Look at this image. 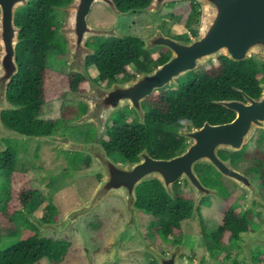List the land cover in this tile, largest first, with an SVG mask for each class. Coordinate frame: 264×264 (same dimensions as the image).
Wrapping results in <instances>:
<instances>
[{"label":"water","instance_id":"1","mask_svg":"<svg viewBox=\"0 0 264 264\" xmlns=\"http://www.w3.org/2000/svg\"><path fill=\"white\" fill-rule=\"evenodd\" d=\"M175 0H151L141 9L154 14L160 11L164 3ZM201 7L202 25L198 32L189 40H178L156 32L147 40H142L143 49L152 47L167 48L171 56L161 65L150 72H141L121 82H113L107 88L100 87L92 80L86 71L85 58L95 53V48L87 46L90 38L101 37L123 38L114 33L113 28L104 29L90 26L88 16L95 3H102L115 15L121 12L113 0H71L63 6L54 8L69 10L67 35L64 36L68 44L69 64L66 74L80 73L91 84L88 92L69 91L66 98L84 100L87 109L85 113L73 124L94 123L98 133V140L105 131L108 118L125 107L134 109L139 114V121L144 122L145 110L143 101L153 92L164 88L168 84H177L178 78L195 70L206 62L213 61L220 56H226L233 61L259 57L264 62V0H193ZM29 0H0V153L4 151L2 138L28 139L30 136L20 133L9 127L3 121L2 112L18 110L20 105L12 103L7 97V90L12 78L18 72L16 49L20 42L19 34L22 30L15 23L16 12L29 4ZM259 59V60H260ZM237 92L245 96V101L235 99L214 100L213 102L236 113L234 120L227 124L210 125L205 122L202 127L185 131L178 130V135L191 139L190 145L183 151L169 158H153L147 148L139 154V161L131 163L126 161L118 165L106 154L101 144H82L62 137L58 142L63 147L90 153L92 164L77 174H90L92 172L104 175L99 187L87 205L67 214L62 220L69 223L74 216H81L93 210L94 206L109 195H117L124 199L129 213V222L135 220L134 203L136 201V188L149 179H157L166 192L173 196L172 185L179 178H186L192 186L195 195L193 215L197 214L200 198L209 193L195 174L193 165L209 159L226 177L240 184L243 174L234 172L216 155L217 148H231L239 150L253 134L257 126L264 127V84L258 97H249L240 89ZM42 140H54V134L40 135ZM97 162V164H96ZM74 172V171H72ZM73 216V217H72ZM36 219V217H35ZM36 221H38L36 219ZM40 222V221H39ZM42 223V222H40ZM56 230L60 223L50 224ZM1 239V232H0ZM159 264H175L165 262L159 255ZM187 264H196L193 261ZM246 264H252L249 257Z\"/></svg>","mask_w":264,"mask_h":264},{"label":"trees","instance_id":"2","mask_svg":"<svg viewBox=\"0 0 264 264\" xmlns=\"http://www.w3.org/2000/svg\"><path fill=\"white\" fill-rule=\"evenodd\" d=\"M70 1L31 0L15 15V23L22 29L16 49L18 72L9 83L7 97L21 107L18 110L3 111L2 118L6 125L30 138L34 135H51L58 128L59 124L55 120L41 118L44 106L49 100L60 98L65 90L83 88L82 76H58L47 66L49 53L56 51L58 46L61 47V54L66 53L65 42L61 39L60 45L57 38L53 13L55 6H63ZM113 1L120 12H131L141 11L151 0ZM170 11L179 16L185 28L191 29L193 35L196 34V29L191 26L199 23L200 6L197 2L186 0L172 3ZM95 39L91 40L95 53L88 60L97 67L101 79L107 83L118 79L127 80L141 72H150L153 66L163 64L171 56L167 48L154 56L150 55L143 49V41L135 36L100 38L96 40L98 43L94 42ZM263 84L264 62L255 58L233 61L226 56H220L215 61L183 75L177 87L165 86L153 92L143 101L148 109L145 124L139 126L135 120L129 122L138 129H134L132 125L130 129L120 125L122 111L114 113L115 125L107 129L104 145L108 151H120L130 160L146 147L158 158H169L182 148L184 138L178 135V130L186 127L187 123L201 126L204 121H221L220 114L228 109L214 103V100L237 96L235 88L256 98L261 93ZM75 112L74 110L71 113ZM12 141L15 139H5L6 148L0 153V172L10 174L9 191L13 192L14 208L13 205L9 208H12L13 215L28 203L35 189L26 185L24 180H17V177L22 178L24 174L15 170L16 152ZM155 188L161 192L160 195L168 198L161 184L155 180L139 185L136 191L151 194L156 191ZM18 200L22 203L18 204ZM4 213L0 211L1 234L14 230L10 222L13 216L10 211L8 214ZM164 224L166 225L160 226L159 230L166 233L169 222L165 221ZM69 247L70 244L65 241L32 235L8 248L0 249V264H37L44 257L59 264L67 257Z\"/></svg>","mask_w":264,"mask_h":264},{"label":"flooded vegetation","instance_id":"3","mask_svg":"<svg viewBox=\"0 0 264 264\" xmlns=\"http://www.w3.org/2000/svg\"><path fill=\"white\" fill-rule=\"evenodd\" d=\"M105 9L109 11L107 8ZM109 13L112 14L110 11ZM136 13H142V11L134 10L131 12H126L125 10H122L120 15L123 14L121 17H125ZM107 15L108 14H106V17H104L103 19H106ZM90 17L91 16L89 14V23ZM108 17L110 18L109 15ZM114 17L118 19L120 16L114 15ZM90 24L94 26L97 25L94 23ZM168 34L169 33H167V35ZM176 36L178 38H181V36ZM95 38L100 39L101 37L90 38L87 41L86 45L93 47V45L91 44V40ZM140 39L142 40V38ZM56 52H58V56H64V54H61V47L59 48L58 46L56 48ZM89 56L90 55L86 56L85 58V67L88 74L98 83H101L104 86H110L112 82L107 83L102 80L97 67L93 63H89ZM66 64L67 61L65 62V67L63 69L66 68ZM75 74L80 75L84 78V82L81 83L82 86H84V84L87 83V78L80 73H73L70 75ZM124 80L126 79H121L120 81ZM87 89L88 87L74 91L82 92ZM237 93L238 95L235 97H231V99L245 101V96L240 92ZM64 101L68 102L65 103V105L68 104L69 106H72L73 104L71 103H74V110L76 112L71 113V117H77L81 114H84L87 109V106L84 102L66 99ZM143 104L144 102L142 103V105ZM65 105L62 106L65 107ZM77 105L78 107H75ZM143 108L145 110L143 123L139 121V114L134 109L125 108L121 110L123 119L121 120L120 125L126 126L127 129H130L132 125L134 129H138L133 124H129V122L133 120H135L136 124L139 126L144 125L148 109L144 105ZM220 115L221 121H204V123L208 122L210 125L227 124L232 122L236 117V113L231 110H228L227 112ZM42 119L46 120L50 118ZM111 120L112 124L106 127V134L107 129L115 125L113 115L111 116ZM202 125L193 126L187 123L186 127H184L183 130L189 131L191 129L200 128L202 127ZM93 129V126H91L89 131H92ZM56 131L57 128H55L51 134H55ZM183 138L184 140L182 148L172 156L180 153L190 145L191 139L188 137ZM5 139L6 138L3 139L4 150L6 148ZM27 140L39 141L41 139L39 135H34L33 138H28ZM103 140L104 138L99 142V144H101L102 147L106 150V154L109 157L113 158V154H115L118 158L115 161L122 164L127 160H130L120 151H108L104 145ZM141 151L136 154L134 159L130 160L131 163H136L140 160L138 154ZM147 151L151 157L158 158L153 155L150 150H148V148ZM216 155L222 162L226 163L228 167L232 169V171L243 174L241 176L242 178H240L241 182L239 184L232 181L229 177H226L216 166H214L213 163L210 162L209 159L195 163L193 165L195 174L198 176L202 187L209 190L208 194H205L200 198L197 206V214L195 215H193L195 195L192 190L191 184L184 177L179 178L173 183V196L169 195L166 192L165 188L159 180L151 179L145 181L149 182L155 180L159 182L168 198L160 195L161 192L158 191V188H155L156 191L151 192V194H142V192H137V188L139 185L137 186L136 201L134 203V207L136 209V214L138 215L139 222L136 226L127 225V213L124 199L118 197L114 198L121 202L122 209L124 211V214L126 215V218L123 217V222L125 223L121 224L124 227L125 232L131 231L133 233L134 231L136 234L135 238L139 243V246H136L137 251L141 252L142 256L144 257V262H142L141 264H159V255H161L162 259H165V262L169 263V261H172L175 264H184L187 261L198 262L199 264H245L248 260V257L252 264H264V127L257 126L254 129L251 137L247 140L246 143L242 145L239 150H233L230 147L217 148ZM90 164L91 157H85L83 159L82 166L88 167ZM96 178L97 183H99L101 176L97 175ZM225 193L229 195L228 202L224 201L223 199V195ZM109 197L111 196L106 197L102 202L108 200ZM32 198L33 196L23 208L18 209V211H15L12 215L14 201L12 200V198L9 199L5 194L4 197L1 196L0 211L5 212L4 214H8L10 211L11 215L13 216L12 220H10L13 225V229L18 228V221L24 225L29 223V219L26 216V211L28 210V204L32 200ZM17 203L21 204L22 202L18 200ZM1 204L4 205L3 208H1ZM232 204H234L233 207H236V204H238V207L232 209L230 208ZM12 205L13 207L9 208V206ZM48 208L52 211V213L46 215L42 210H36L35 214L39 213L40 216H37L44 221H56V209H54L53 206L49 205ZM147 215L151 217L150 219H152V221L149 224H143V222H141V218ZM144 219L147 222L150 220L147 218ZM165 221H167V223L169 222V229L167 228V232L163 233L160 232L159 228L160 226L166 225L164 224ZM73 227H75L76 231L79 230L76 225H73L72 228ZM145 228L149 233L144 232L143 229ZM101 229L102 226L97 225L94 231H98ZM68 231L63 234H66ZM106 232L107 231H102V234H98L99 239H101L103 242L105 240L103 234H105ZM49 233L52 234L49 235V237H47L46 235L43 236L40 233L39 234L43 238L61 240L70 244V240H62L61 238L54 237L58 234H54L52 232ZM33 235H38V233L36 232ZM122 237L124 238L123 235H121V238ZM108 241L110 242L111 247L112 242L111 240ZM128 242L129 240L123 239V242L116 246L113 256L107 257L109 251H106L104 248L99 249L98 253H106V257L96 255L97 253H95V259L90 256L91 262H87L86 260L87 264H139L137 263V260L127 258L129 256V253L134 252L133 250H128L130 247L120 249V246L122 244H126ZM118 246L122 252H127V255L125 257L122 258L121 256H118ZM87 251L88 250H86V253H88ZM154 251H158L160 252V254H157ZM44 258H46L50 264H56L53 263L50 258ZM72 259L76 258L74 256H69V258H66L61 263H70Z\"/></svg>","mask_w":264,"mask_h":264},{"label":"rangeland","instance_id":"4","mask_svg":"<svg viewBox=\"0 0 264 264\" xmlns=\"http://www.w3.org/2000/svg\"><path fill=\"white\" fill-rule=\"evenodd\" d=\"M181 1H186V0H175L172 2L164 3L162 9L154 14H150L149 12L144 11L142 13H136L125 17H121L123 15L122 14V15H117L120 16L118 19L114 17L115 14L104 4L95 3L92 6L90 12V16H91L90 23H94L99 26L97 25L94 26L91 25L89 22L88 23L90 26H94V27H100L104 29L113 28L112 32L114 33H118L119 35L122 36H135L142 38V40L144 39L147 40L151 38L152 36L155 35L156 32L158 33L159 30H160L159 33H161L162 35L170 36L172 38L182 41L189 40L192 39V37H194L192 30L185 28L184 25L180 22L179 16H175L170 11L172 3H177ZM102 5L105 8H107L112 14H110L109 11H107ZM165 9H167V12ZM54 10L55 11L53 14L57 26L56 29L57 38L59 39L60 42V40L61 39L64 40V36L68 34L67 16H69L70 12L69 10L61 9V8L60 9L54 8ZM106 14H108L110 18L107 15V18L103 19L104 17H106ZM201 25H202V20H201V7H200L199 23L197 25H192L191 28L196 29V33H197ZM167 33L169 34L167 35ZM176 35L181 36V38H178ZM96 40L97 39H95L94 42L98 43V41ZM60 45H62L61 42ZM67 46L68 44L65 42V49H67ZM162 48L163 47L160 46L152 47L147 51L150 53V55L154 56L158 54ZM253 58L257 60L260 59L257 56H254ZM66 61H67L66 68L63 69L65 67ZM213 61H215V59H213ZM259 61H263V60L260 59ZM210 62L211 61L206 62L205 64H202L197 68L203 65H207ZM68 64H69L68 53H65L64 56L62 57L58 56V52L56 51H51L49 53L47 59V66L49 67V69H51V71L56 73V75L58 76L69 75L66 74ZM155 68L156 66H153V69ZM182 77L178 78L176 83L177 82L179 83V80ZM92 80L94 79L92 78ZM120 80L121 79H118L115 82L116 83L123 82ZM94 82L97 83V85H99L100 87L103 88L108 87V86H104L101 83H98L95 80ZM86 87H88V89L82 92H88L90 90L91 84L88 79H87V83L84 84L82 89ZM167 87L168 88L177 87V84L174 83L168 84ZM67 92H69V90H65L60 98L49 100L44 106L41 115L42 118H50L46 120H52V121L55 120V123L59 124L57 131L54 134L55 136L54 140L42 139L39 141H35V140H27L22 138L12 141V143L15 145V152H16L15 170L19 174H24V177L22 178L17 177V180L20 181L24 180L26 182L25 183L26 185L35 189V192L33 194L32 200L28 204V210L26 211L27 212L26 216L29 219V223L24 225L18 221L17 222L18 228L8 233L1 234L0 249L8 248L11 245L17 243L19 240L21 241V239L27 238L35 234L36 232L38 233L39 236L46 235L47 237H49V235H52L51 233H49L52 232L54 234L55 233L58 234L57 236H54L56 238H61L62 240H67V239L70 240L69 241L70 247L66 258H69V256L70 257L74 256L76 258V259H72L70 263H61V264H87V262L90 261L91 259L90 256L95 259L94 256L95 253H97L96 255L106 257V253L105 254L98 253L99 249L101 248H104L106 251H109L107 257L113 256L115 253L116 246L119 245L121 242H123L124 239V240H129V242L126 244H122L120 246V249L130 247L128 250H133L134 252L132 253L128 252L129 256L127 258L137 260V263L141 264L142 262H144V257L142 256L141 252L137 251L136 246H139V243L136 241L135 232L133 231L132 233L131 231H127L128 232L127 233L125 232L124 227L121 225L122 223H125L123 222L124 221L123 219L126 218V215L124 214V211L122 209L121 202L117 199H114L115 197L121 198L120 196L109 195L111 197H109L108 200L102 202L106 197H108L106 196L104 197V199L99 201L94 206L93 210H91L90 212L82 214L81 216H74L76 218L72 219L69 223L62 222V220L67 216L68 213H70L73 210L80 209L83 205L88 204V201L92 198L95 191L99 187V184L102 181L104 175H102L99 172L98 173L92 172L90 174H77L76 172L83 171L84 169L87 168L82 166L83 159L85 157L87 156L91 157V164H92V159H93L92 155L90 153L83 151L79 152V151L69 150L63 147L60 142H58L59 139L62 137H68L71 141L76 143L99 145V142L106 136V128H105L104 134L102 135L101 139L98 140L97 139L98 133L95 128V124L92 122L86 124H80V125L73 124V121L80 118L83 114L77 117H71V112L74 110V103H71L73 104L72 106L71 105L69 106L68 104L65 105V103L68 102H65L64 100L66 99V100L79 101L84 103L85 101L81 99L66 98L65 94ZM62 105H65V107H63ZM75 107H78V105ZM125 108H130V107H125ZM111 124H112V120L111 118H108L105 123V127ZM91 126H93L94 129L92 131H89ZM3 139L4 138L1 139L2 147H3ZM109 158L118 165L125 164V163L122 164L116 162L115 160H117L118 158L116 157L115 154H113V158L115 159L111 157ZM9 175L0 172V198L1 196L4 197V194L9 199L12 198L13 192L9 191V182L11 181ZM97 175L101 176L99 183H97V178H96ZM223 199L224 201L228 202L229 195L225 193L223 195ZM48 205L53 206L54 209H56L57 215H56V221L54 222L44 221L38 217L40 216L39 213L35 214L36 210H42L43 213H45L46 215L52 213V211L48 208ZM236 205H237L236 207H233L234 204H232L230 208L232 209L237 208L238 204ZM1 206H2L1 208L4 207L3 204H1ZM126 213H127V225H133V226L138 225L139 221H138V215L136 214V210L134 212V214H136V217L132 223L129 222V213L127 211V208H126ZM35 217L38 221H36ZM144 218L150 219L151 217L147 215L141 218L142 219L141 222H143V224L145 223L149 224L152 221V219H150L147 222L145 221ZM39 221L42 223H40ZM57 223H60V226H57V228L60 227L64 229L58 231L54 229L52 225H50ZM73 225H76V227L79 228V230L76 231L75 227L72 228ZM97 225L102 226L101 229L102 231H107L105 234H103V237H105L104 242L98 237V234H100L102 231L101 230L94 231ZM33 227H35V230L33 229ZM143 230L144 232L149 233L146 230V228ZM66 231L68 232L66 234H63ZM121 235H123L124 238L123 237L121 238ZM108 240H111L112 242L111 247H110V242ZM117 249L119 251L118 256H121L123 258L127 255V252L125 253L122 252L119 249V246L117 247ZM86 250H88L87 251L88 253H86ZM154 252L160 254V252L158 251H154ZM187 262H185L184 264H187ZM194 263L199 264L198 262H194ZM38 264H50V263L46 258H44Z\"/></svg>","mask_w":264,"mask_h":264}]
</instances>
